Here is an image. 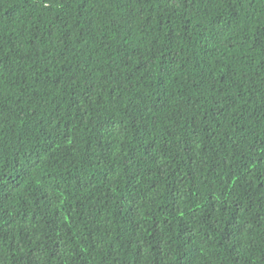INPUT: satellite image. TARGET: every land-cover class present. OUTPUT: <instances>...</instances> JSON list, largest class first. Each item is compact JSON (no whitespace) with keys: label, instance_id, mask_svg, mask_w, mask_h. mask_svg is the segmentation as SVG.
<instances>
[{"label":"trees","instance_id":"16d2710c","mask_svg":"<svg viewBox=\"0 0 264 264\" xmlns=\"http://www.w3.org/2000/svg\"><path fill=\"white\" fill-rule=\"evenodd\" d=\"M0 264H264V0H0Z\"/></svg>","mask_w":264,"mask_h":264}]
</instances>
